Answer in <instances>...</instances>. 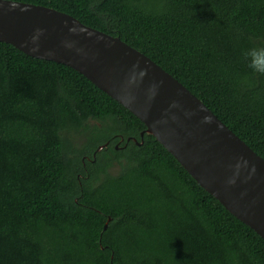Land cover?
<instances>
[{"label": "trees", "instance_id": "trees-1", "mask_svg": "<svg viewBox=\"0 0 264 264\" xmlns=\"http://www.w3.org/2000/svg\"><path fill=\"white\" fill-rule=\"evenodd\" d=\"M11 1L118 37L264 160V75L244 57L264 0ZM144 130L77 71L0 42V264H264V240Z\"/></svg>", "mask_w": 264, "mask_h": 264}, {"label": "water", "instance_id": "water-1", "mask_svg": "<svg viewBox=\"0 0 264 264\" xmlns=\"http://www.w3.org/2000/svg\"><path fill=\"white\" fill-rule=\"evenodd\" d=\"M0 42L83 75L140 120L144 133L264 240V160L152 60L68 14L11 0H0Z\"/></svg>", "mask_w": 264, "mask_h": 264}, {"label": "clouds", "instance_id": "clouds-1", "mask_svg": "<svg viewBox=\"0 0 264 264\" xmlns=\"http://www.w3.org/2000/svg\"><path fill=\"white\" fill-rule=\"evenodd\" d=\"M244 57L248 62V68L251 69L253 73L264 75V46L249 48L244 52ZM144 74H146V70ZM204 122H210V118L205 117ZM252 170L255 171L254 166ZM229 183H234V180L229 181Z\"/></svg>", "mask_w": 264, "mask_h": 264}, {"label": "rangeland", "instance_id": "rangeland-1", "mask_svg": "<svg viewBox=\"0 0 264 264\" xmlns=\"http://www.w3.org/2000/svg\"><path fill=\"white\" fill-rule=\"evenodd\" d=\"M68 138L70 139L71 145L73 148H79L81 146V144H83L85 142V135L83 134H79V133H75V132H70L68 134ZM119 171V167L114 164L110 170L109 173L111 174H116Z\"/></svg>", "mask_w": 264, "mask_h": 264}, {"label": "flooded vegetation", "instance_id": "flooded-vegetation-1", "mask_svg": "<svg viewBox=\"0 0 264 264\" xmlns=\"http://www.w3.org/2000/svg\"><path fill=\"white\" fill-rule=\"evenodd\" d=\"M116 147H117V145H116Z\"/></svg>", "mask_w": 264, "mask_h": 264}]
</instances>
